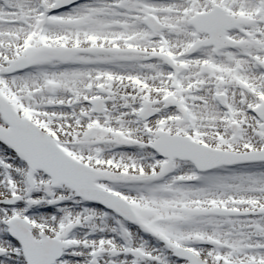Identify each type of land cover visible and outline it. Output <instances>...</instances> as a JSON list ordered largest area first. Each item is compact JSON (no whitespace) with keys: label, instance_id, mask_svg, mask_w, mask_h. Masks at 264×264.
Masks as SVG:
<instances>
[{"label":"snow or ice","instance_id":"6c2138e0","mask_svg":"<svg viewBox=\"0 0 264 264\" xmlns=\"http://www.w3.org/2000/svg\"><path fill=\"white\" fill-rule=\"evenodd\" d=\"M0 264H264V0H0Z\"/></svg>","mask_w":264,"mask_h":264}]
</instances>
